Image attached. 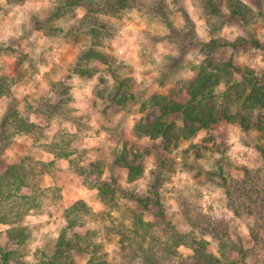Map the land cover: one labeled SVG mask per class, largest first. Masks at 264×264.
<instances>
[{
  "label": "rangeland",
  "instance_id": "rangeland-1",
  "mask_svg": "<svg viewBox=\"0 0 264 264\" xmlns=\"http://www.w3.org/2000/svg\"><path fill=\"white\" fill-rule=\"evenodd\" d=\"M59 1L0 0V79L6 80L15 99L13 103L9 96L0 93V124L12 108L15 122L8 127L9 137L16 134L15 126L26 116L41 133L36 140L16 134L7 149L0 152V172L22 162L17 175L27 177V185L20 190L13 182L7 189L0 188V214L6 221L0 225V246L16 249L7 240L6 233L11 230L22 227L29 235L18 260L11 264H43L53 252L55 239L64 225V213L79 203L86 205L92 215H85L84 226L75 231L85 234L92 230L93 237L89 240V252L77 255L76 264H90L97 250L100 263L112 264L118 238L110 222L99 217L105 209L98 201L93 179L77 176L80 171H88L91 164L100 166L101 182L115 180L136 195L151 189L158 179L156 191L168 221L184 226L187 212H200L215 229L224 225L227 237L250 251L246 264H264V229L259 233L262 244L255 247L249 236L254 217L243 209L241 216L235 217L220 186L221 175L242 185L245 169L263 175L264 179V165L257 148L264 147V126L263 130L243 131L237 124L223 123L200 131L190 142L180 140L170 153L162 150L161 139L152 141L134 132L136 124L151 123L160 114L148 106L151 96L160 94L176 100L186 95L188 86L198 77L196 65L203 63V54H208L204 46L210 39H244L243 48H222L217 55L231 59L238 68L264 71V0H241L251 10L245 25L239 17H230V0H72L70 6H63L56 13ZM113 4L121 5L118 14L109 12ZM213 9L217 11L214 16ZM86 16L105 22L112 34L97 38L95 44H99L94 47L108 58V67L93 65L92 78L85 73L82 79L73 68L84 46L91 41L82 27ZM217 17L224 25L211 32L206 21L210 19L211 24ZM168 22L181 36L168 29ZM234 79L240 81V76L234 74ZM117 81L128 86L117 90ZM225 87L223 83L215 91L220 111L226 106L221 97ZM61 91L66 94H60ZM58 98L65 99L63 118L49 122L42 115L33 114L46 100L54 102ZM118 98H125L123 105L109 104L110 99ZM176 123L180 125V120ZM59 132L63 139L57 138ZM66 140L73 141L74 153L68 159H58L60 150L54 145L64 141L60 146L65 148ZM70 148L64 151L68 153ZM119 157L134 165L142 164L144 175L129 184L126 172L113 169V162ZM49 163L52 165L47 166ZM54 185L59 188L55 199L41 196L36 199L35 209L25 204L36 195L34 187L41 191ZM253 185L235 191L238 207V203L247 207L258 203L254 201ZM22 195L30 198L24 200ZM20 213L19 220H15ZM261 214L264 218V212ZM111 215L120 218L116 213ZM144 218L150 219L149 215ZM205 240L215 251L214 240L209 235ZM179 251L191 254L186 247Z\"/></svg>",
  "mask_w": 264,
  "mask_h": 264
},
{
  "label": "trees",
  "instance_id": "trees-1",
  "mask_svg": "<svg viewBox=\"0 0 264 264\" xmlns=\"http://www.w3.org/2000/svg\"><path fill=\"white\" fill-rule=\"evenodd\" d=\"M14 3L23 2L24 0H11ZM123 2V1H122ZM248 3H253L254 0H247ZM72 0H60L56 8L58 10L63 6H70ZM120 4V2H119ZM117 7L111 5L110 13L115 15L119 13L121 5ZM119 5V7H118ZM123 6V3H122ZM158 11L155 10V13ZM216 9H213L211 15L214 16ZM247 4L241 0L229 1L230 17H239L243 21V25L247 24L248 13ZM213 20L210 24V19L206 23L211 32L220 30L224 22L218 19ZM217 22H216V21ZM83 31L89 36L91 41L84 49L75 64L73 71L80 78H85V73L88 78H92V73L95 72L93 65L107 66L108 58L101 52L94 49L97 38H108L111 36V27L103 21H100L95 16H86L83 20ZM245 23V24H244ZM168 29L177 36H181L176 31L170 22ZM191 32V29H188ZM93 42V43H92ZM246 44L244 39L237 38L230 40L225 37H215L210 39L205 44L206 53L203 63H198L196 68L198 77L187 88V93L184 97H177L176 100L169 99L166 95H153L147 103L149 107L156 108L160 114L154 117L151 123H138L134 126V132L138 136L146 137L152 141L161 139L162 150L170 153L180 140L190 142L195 140L200 131L210 130L223 123L237 124L243 131H248L253 128L263 130L264 126V71L255 72L248 68H238L232 64L231 59L224 60L223 57L217 55V52L222 48H230L236 50L243 48ZM254 45L257 43L254 41ZM203 49V48H202ZM204 51V49H203ZM19 61H22L19 59ZM19 63H17V66ZM234 74L240 76V81L234 79ZM233 77V79H232ZM119 89H126L127 83L117 81ZM225 84V90L221 93L223 101L226 103L225 108L220 111L218 96L215 94L217 87ZM242 87L239 89L238 86ZM0 93L9 96L10 100L15 103V99L11 94V89L6 84V80L0 79ZM65 95L64 91H61ZM68 98V97H67ZM125 99V98H124ZM124 99H110L109 104L123 105ZM65 99L58 98L57 101H45L40 107L34 109L33 114H40L49 122L54 121V118H63L62 111L63 102ZM17 104V103H16ZM16 110V109H15ZM14 109H8L2 118L0 128V152H4L10 144L12 138L17 135H22L30 139H37V134L40 128L29 120V116L21 119L19 124L15 126L14 136L9 137L8 127L13 120ZM180 120V125L176 120ZM255 119V122L254 120ZM16 120V119H15ZM13 121V122H12ZM57 138L63 139V134L60 132L56 135ZM62 141L54 145L60 152L57 154L58 159H68L74 153L72 149L73 141L66 140L65 148L71 150L67 153L64 147L60 145ZM258 151L264 165V147L258 146ZM75 150V149H74ZM43 165V164H42ZM49 163L47 166H51ZM113 169L126 172L127 182L133 183L144 175V166L134 165L124 160L122 157L116 158L113 162ZM23 167L22 162L18 165H9L0 172V188L8 186L13 182L17 183V190L22 186L27 185V177H19L17 171ZM16 168V169H15ZM50 168V167H49ZM69 172V171H68ZM76 174V173H75ZM88 175L94 181V188L97 190V198L99 203L104 206L105 211L101 214L100 219L109 221L113 226V232L118 238V250L112 258V264H246V259L250 251L237 245L227 236V230L223 228L215 229L212 226L209 218L200 212H187L184 215L186 225L178 226L167 220L163 203L159 194L156 191L158 179H155V185L151 189H147L142 195H136L133 191H126L118 185L115 180L110 183L100 181L102 170L97 164H91L88 171H80L77 176ZM242 185L221 175L220 186L223 193L227 195L228 207L235 217H240V210L254 217V223L250 226L249 236L255 247L261 246V235L259 234L264 229V179L263 175L255 174L245 169ZM261 180V181H259ZM232 181V182H231ZM240 181V180H239ZM251 190L255 196V202L251 207H247L242 203H235L234 194L238 189L244 190L246 186L252 185ZM258 185L260 189L258 188ZM36 195L26 197L22 195V199H29L26 205L29 209H35L36 199L41 196L48 200L55 199L56 191L59 190L56 185L47 189L37 191L34 187ZM233 191V196H232ZM40 194H38V193ZM29 201V202H28ZM25 208V206H24ZM28 209V210H29ZM116 213L120 216L119 219L111 214ZM64 225L61 227L57 236L53 252L43 264H76L75 257L80 254L88 253L91 238L93 237L92 230H88L85 234H80L75 231L76 227H83V217L92 215V211L86 205L81 203L75 204L69 212L64 213ZM144 215H149L150 219L145 220ZM21 213L15 216V220H19ZM4 215L0 214V225L5 224ZM24 230V231H23ZM7 235L8 243L15 246L16 249H8V247L0 246V264H11L18 260V255L25 245L29 235L22 227L18 231L11 230ZM209 235L216 244L215 251L211 247L210 242L205 240ZM180 247H186L190 250V255H183ZM99 249V247L96 246ZM252 251V249H251ZM97 251L93 252L90 258V264H102L98 261L99 255ZM90 255V254H89Z\"/></svg>",
  "mask_w": 264,
  "mask_h": 264
}]
</instances>
